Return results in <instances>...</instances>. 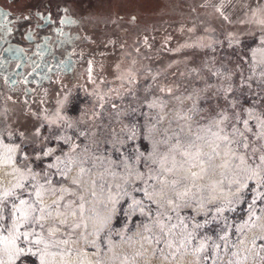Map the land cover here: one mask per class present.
I'll list each match as a JSON object with an SVG mask.
<instances>
[{"label": "snow or ice", "instance_id": "6c2138e0", "mask_svg": "<svg viewBox=\"0 0 264 264\" xmlns=\"http://www.w3.org/2000/svg\"><path fill=\"white\" fill-rule=\"evenodd\" d=\"M7 20V14L0 16V36L12 32ZM240 23L254 24L260 34L258 42L247 48L246 69L242 64L227 73L208 68L215 84L192 69L203 88L192 84L191 91L185 88L186 95H175L171 85L161 84L162 95L149 99L154 87L149 85L138 107L121 113L113 104L118 121L122 115L132 119L119 133L113 130L112 139L102 142L104 147L94 140V148L85 144L81 149L65 134V127L73 125L59 109L54 117H43L50 126L46 139L57 141V147H45L36 155L38 164L50 158L40 171L32 164L18 166L21 146L0 139V165L11 167L19 177L0 189V264H25L29 257L39 264H69V253L78 257L73 264H106L100 254L103 247L112 252L113 235L131 251L114 253L107 264L116 259L120 264H140L146 253L161 261L177 253L191 254L195 264H247L260 255L248 245L255 246L257 240L264 245V224L256 226L254 220L264 216V4ZM225 39L230 48L242 44L239 34L229 32ZM216 43L222 41L203 47ZM128 82L135 89L136 80L130 77ZM130 92L139 99L135 90ZM99 98L105 101L103 95ZM242 98L250 101L247 106ZM209 100L216 102L201 106V101ZM63 144L69 145L68 152ZM46 195L55 199L47 203ZM241 204L247 205L241 209L245 216H230ZM81 227L78 239L70 241ZM249 228L256 230L249 235ZM81 240L95 252L66 247Z\"/></svg>", "mask_w": 264, "mask_h": 264}, {"label": "rangeland", "instance_id": "374dc122", "mask_svg": "<svg viewBox=\"0 0 264 264\" xmlns=\"http://www.w3.org/2000/svg\"><path fill=\"white\" fill-rule=\"evenodd\" d=\"M0 1L4 3L7 0ZM111 1L108 10L100 9V6L87 7L74 34L59 37L48 51L27 61L26 65L22 64L24 71L20 73L16 72L18 61H12L6 52L0 54V139L21 146L23 150L17 152L18 166L32 164L35 171H40L49 162L50 158H43V162L38 164L35 157L45 147H57V141L46 139L50 135V126L43 119L44 116L54 117L57 109L73 125L72 128L65 127V134L72 136L81 149L85 144L94 148V140L100 141L101 147H104L102 142L112 139V131L119 133L121 127L132 119L122 115L118 121L113 104L121 113L138 107L145 97L144 88L149 85L154 86L148 94L149 99L162 95L158 88L161 84L171 85L176 89L175 95H186L185 88L191 91L189 85L192 84L203 88V81L197 79L192 69H198L200 76L208 77L209 83L215 84L216 78L211 77L208 68L214 67L227 73L236 71L237 64H242L246 69L247 48L259 40L256 26L240 21L251 19V10L264 4V0H175L162 10L160 7L163 4L159 0ZM24 2L17 0V5L23 8ZM2 13L7 14V10L0 4V15ZM249 30H253L255 35H248ZM229 32L239 34L242 44L228 47L225 36ZM214 40L222 43L213 44L212 48L203 47ZM153 76H156L155 81ZM130 77L136 80L135 89L128 82ZM234 79H239L238 71ZM130 90H135L139 99H135ZM101 95L105 101L100 100ZM166 99L170 104L175 103L171 97ZM215 102L200 103L202 107H207ZM249 102L247 98H242L245 106ZM102 103L103 108L100 106ZM79 132H95L96 135L79 136ZM9 133L12 134L11 140ZM62 147L65 152L69 151V145L63 144ZM23 156L28 159H22ZM74 174L75 170L70 175ZM17 179L18 175L12 172L11 167L0 165V189L11 186ZM63 183L71 187L68 181ZM53 199L54 196H45L47 203ZM246 208V204H241L236 213L229 215L237 218L245 216L241 209ZM256 212L260 216L259 206ZM254 220L256 226L264 224V216ZM115 227L119 229L120 225ZM91 230L89 222L88 231ZM255 230L247 229L249 235ZM81 231L83 227L70 238H65L77 240ZM111 239L115 245L112 252L103 247L100 254L106 264L108 257L114 253L131 251L121 243L119 236L113 235ZM66 247L83 249L86 254L95 252L82 240L70 242ZM248 247H255L260 255L252 256L247 264H264V260L260 259L264 256L261 241L257 240L255 246L249 244ZM83 258L87 261L89 257ZM77 259L74 253L66 256L69 264ZM32 260L39 264L38 259L33 257L25 264H30ZM112 264H120V260L116 259ZM140 264H195V257L177 253L174 258L161 261L146 253Z\"/></svg>", "mask_w": 264, "mask_h": 264}, {"label": "flooded vegetation", "instance_id": "af4514ba", "mask_svg": "<svg viewBox=\"0 0 264 264\" xmlns=\"http://www.w3.org/2000/svg\"><path fill=\"white\" fill-rule=\"evenodd\" d=\"M111 3V0H25V6L20 8L17 0L1 2L7 10L5 23L12 32L0 36V54L6 52L12 61H18L16 72L20 73L24 71L22 64L26 65L27 61L48 51L59 37L74 34L87 7L100 6V9L108 10ZM23 16H29V19L24 20ZM62 19L64 23H61ZM6 48L13 51H4Z\"/></svg>", "mask_w": 264, "mask_h": 264}, {"label": "trees", "instance_id": "16d2710c", "mask_svg": "<svg viewBox=\"0 0 264 264\" xmlns=\"http://www.w3.org/2000/svg\"><path fill=\"white\" fill-rule=\"evenodd\" d=\"M175 0H159V2H161V4H163V6H161V10L164 9V7L166 5H169L171 2L174 3ZM31 259V257H29V260Z\"/></svg>", "mask_w": 264, "mask_h": 264}]
</instances>
